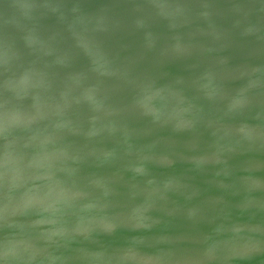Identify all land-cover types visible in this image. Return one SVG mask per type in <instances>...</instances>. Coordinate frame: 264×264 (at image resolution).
<instances>
[{
  "label": "water",
  "instance_id": "obj_1",
  "mask_svg": "<svg viewBox=\"0 0 264 264\" xmlns=\"http://www.w3.org/2000/svg\"><path fill=\"white\" fill-rule=\"evenodd\" d=\"M0 264H264V0H0Z\"/></svg>",
  "mask_w": 264,
  "mask_h": 264
}]
</instances>
